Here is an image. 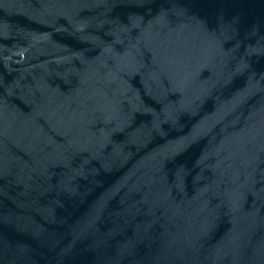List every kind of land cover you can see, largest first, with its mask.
<instances>
[{"label": "water", "instance_id": "water-1", "mask_svg": "<svg viewBox=\"0 0 264 264\" xmlns=\"http://www.w3.org/2000/svg\"><path fill=\"white\" fill-rule=\"evenodd\" d=\"M0 264H264V0H0Z\"/></svg>", "mask_w": 264, "mask_h": 264}]
</instances>
